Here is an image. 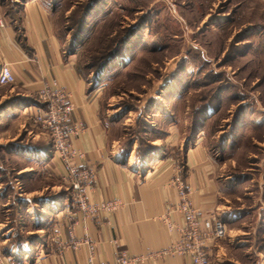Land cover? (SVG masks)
I'll return each mask as SVG.
<instances>
[{
	"label": "rangeland",
	"instance_id": "1",
	"mask_svg": "<svg viewBox=\"0 0 264 264\" xmlns=\"http://www.w3.org/2000/svg\"><path fill=\"white\" fill-rule=\"evenodd\" d=\"M43 1L53 28L63 40L67 37L68 49L88 15L85 32L75 39L76 64L89 81L104 88L100 113L107 126L109 115L115 123L112 137L119 151L135 145L138 150L142 142L159 138L166 124L176 126L186 144L198 135L203 138L217 167L218 218L227 228L225 239L216 244L220 253L214 252L210 264H264V4ZM204 105L205 113L200 110ZM29 115L30 124L51 142ZM11 124L0 128L3 141L19 132L22 137L23 120ZM2 163L1 171H8L1 177L13 190L6 192L12 216L15 198L33 187H48L44 195L52 185L60 187L62 196L69 193L59 178L39 176L34 185L14 177L19 168L15 161L3 155Z\"/></svg>",
	"mask_w": 264,
	"mask_h": 264
},
{
	"label": "crops",
	"instance_id": "2",
	"mask_svg": "<svg viewBox=\"0 0 264 264\" xmlns=\"http://www.w3.org/2000/svg\"><path fill=\"white\" fill-rule=\"evenodd\" d=\"M52 22L43 0H0V69L10 67L15 77L13 84L0 87V128L20 119L26 124L22 137L19 132L0 139V163L3 155L15 161L19 168L14 177L32 184L59 178L60 165L49 155L50 139L29 122L33 107L39 105L37 94L45 86H59L73 105L71 122L84 126L71 145L82 155L76 163L95 172L88 200H115L119 206L112 214L99 212L91 220L79 217L74 235L78 240L86 237L89 245L61 252L50 237L52 227L60 225L64 242L68 239L63 213L68 194L62 196L56 185L45 195L48 187H33L15 198L12 216L9 185L0 174V264H85L90 247L96 264H114L120 255L133 257L134 264H188L183 256H167L184 227V216L175 210L180 198L171 176L179 178L192 208L201 209L204 219L219 214L217 167L203 138L198 135L186 144L178 128L166 124L164 134L150 142L156 151L143 160L136 158V145L128 152L119 151L112 137L115 123L109 115L107 126L100 113L104 88L89 81L76 64L78 36L71 38L70 49L65 48L67 37L63 40ZM165 210L171 213L170 229L161 220ZM216 244L209 249L211 259L214 252L220 253Z\"/></svg>",
	"mask_w": 264,
	"mask_h": 264
},
{
	"label": "built area",
	"instance_id": "3",
	"mask_svg": "<svg viewBox=\"0 0 264 264\" xmlns=\"http://www.w3.org/2000/svg\"><path fill=\"white\" fill-rule=\"evenodd\" d=\"M15 81L14 74L10 67L0 69V87L9 86ZM68 94L59 86L54 89L45 86L37 94L39 105L33 107L32 114L34 122L47 131L51 137V146L49 155L55 158L60 165V175L69 190L70 199L63 206L65 213L64 228L69 229L68 239L64 242L62 226L52 227L51 242L57 244L65 250L67 247L77 249L81 244L89 245L86 237L78 240L74 235L73 227L79 222V217L84 220H91L99 212L112 214L119 206L118 202L111 200L109 202L91 203L88 200L87 191L92 186L94 170L85 165L76 163V160L82 158L80 152L76 151L71 145V139L84 131L81 123L71 122V113L73 105L70 103ZM177 188L180 203L175 210L184 216V227L180 231V237L177 244L172 247L171 255L183 256L188 260V264H210L211 258L209 249L212 244L225 239L227 235L226 225L213 214L210 218L204 219V212L199 208H192L188 200V193L180 182L178 177L171 176ZM170 212L165 210L161 215L164 224L170 226ZM73 220V221H72ZM71 225H68V222ZM114 264H134L133 257L117 256ZM85 264H96L93 261V250L90 247L86 256Z\"/></svg>",
	"mask_w": 264,
	"mask_h": 264
},
{
	"label": "trees",
	"instance_id": "4",
	"mask_svg": "<svg viewBox=\"0 0 264 264\" xmlns=\"http://www.w3.org/2000/svg\"><path fill=\"white\" fill-rule=\"evenodd\" d=\"M90 16V15H89ZM86 18H88V15H85L84 16V20H83V22H82V24H81V26L78 28V30L76 31L77 33H75L74 35H73V37L74 38H76L77 36H78V34L79 33H83L84 31V29H85V22H86ZM72 37V38H73ZM116 53H120L119 51L118 52H116ZM115 56H117V54H114V57ZM116 58V57H115ZM106 63H107V60L105 61V62H103L102 64H103V66L104 65H106ZM102 66V67H103ZM101 70V69H100ZM214 100H217V99H214ZM206 101V100H205ZM211 101H213V100H210L209 102H211ZM208 105V104H207ZM214 105V104H213ZM205 108H206V105H204L200 110L201 111H203V113H205ZM216 111H217V109H215ZM202 113V114H203ZM204 116V115H203ZM145 147V149H143ZM140 148V149H139ZM156 151V148H155V146H153V145H151L148 141L146 142V141H144V142H142V145L140 146L139 145V147H138V150H136V158H138L137 160H143V158L144 157H147V156H149L150 154H152L153 152H155ZM128 152V151H127ZM6 191L8 192V193H12L13 192V190L11 189V187H10V185L6 188ZM68 200L70 199V196H69V193H68ZM15 203H17L16 202V199H15V202L13 203L14 205H15ZM16 207V206H15Z\"/></svg>",
	"mask_w": 264,
	"mask_h": 264
}]
</instances>
